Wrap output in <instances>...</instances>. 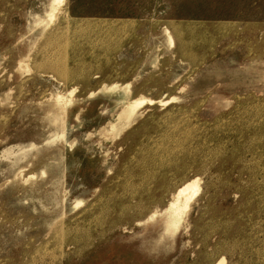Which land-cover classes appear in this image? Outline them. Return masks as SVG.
Listing matches in <instances>:
<instances>
[{
	"label": "rangeland",
	"instance_id": "rangeland-1",
	"mask_svg": "<svg viewBox=\"0 0 264 264\" xmlns=\"http://www.w3.org/2000/svg\"><path fill=\"white\" fill-rule=\"evenodd\" d=\"M58 2L51 11L48 0H0V264H203L206 256V264H264V0ZM187 35L201 64L179 51ZM57 96L72 109L63 141L45 118ZM114 97L142 98L137 111L197 108L158 127L169 139L201 140L198 160L209 154L208 123L228 125L231 172L224 186L215 183L213 209L199 222L224 225L207 247L202 231L187 228L170 252L128 249L141 230L136 210L169 198V183L201 177L188 210L197 217L207 181L177 161L168 169L166 148L150 147L159 134L131 152L126 132L98 142L95 131L120 105ZM218 99L225 112L212 106ZM243 107L248 136L246 120L236 119ZM239 129L243 139L231 135ZM73 200L82 202L71 208Z\"/></svg>",
	"mask_w": 264,
	"mask_h": 264
},
{
	"label": "bare ground",
	"instance_id": "bare-ground-1",
	"mask_svg": "<svg viewBox=\"0 0 264 264\" xmlns=\"http://www.w3.org/2000/svg\"><path fill=\"white\" fill-rule=\"evenodd\" d=\"M58 1L60 2V0H48V8L51 11L53 9L56 10L53 6ZM57 6L56 8H58ZM49 13H48L49 16L52 15ZM48 15L47 17L48 19H50ZM53 17H54V13L51 18L53 19ZM32 19L35 25L42 24V20L39 19L38 17L34 16L32 17ZM179 35L181 36L182 34L179 33ZM188 37H189L188 35L184 37V39L185 38L187 39L186 41L182 43L179 42V51H180V48H183V47L188 49L189 51L187 50L186 51L187 54H184V56L187 57L189 61H192L193 64L195 65L196 63L201 64L202 59H197V52H196L197 48L192 49L191 43L188 42ZM193 43H196V42H193ZM116 88L117 86L115 85L110 86L108 92L114 91ZM110 100L114 103L120 102L119 103L120 105H118L117 110L111 116L113 121L109 122L106 119L107 120L106 124H104L103 127L101 126L98 127L97 130L95 131V133L98 135L97 136L98 142L102 139L105 140L104 138H106L108 134L110 135L111 133H114V136L115 134L118 136V134L122 132H126V135L124 136V143L126 144L129 141H132L131 143H129L130 145H128V147H130L128 151L131 152L133 150L139 149L140 140H141V147H142L143 139L145 138L150 139L149 138L150 135L159 134L160 135L159 140L156 139L155 141H150V147L154 146L153 148H156L158 151H159V148H163L161 151H163L164 148H166V152L164 154L169 155V161H170V163H168L169 165L168 169L169 167H171L170 164L173 165L172 162L177 161L176 165L179 164L183 170L187 168H191L192 170L197 172V174L195 175H198L199 177L201 175L202 179L207 181L206 190L202 193V197H200L203 204L197 210L198 212L197 217L196 216L194 217L193 212H188V210L191 206L190 205L191 200L200 190L199 183H200L201 177L200 179H198L197 177H194L189 180L187 179L182 180L179 182L181 184L178 186L177 185L171 186L172 183H169L168 190L167 192H165V193H168L169 191H171L169 194V198L167 197L166 200H163L161 198V202L155 201V204L150 202L146 210L144 207L140 210H136L134 214L140 215V217H138L137 220H135L134 222H138V225L139 227H141V230L137 231L133 236H131V238L129 239L130 241L128 243V249L139 256L150 257V258H152V256L158 255L164 250H168L170 252L175 247V242H176L178 235H180L182 230H185L187 228L192 229L196 233H198L199 231L200 232L202 231L203 232L202 242L204 246L207 247L208 239L211 238L212 235L217 234L218 227H220L219 229H222L224 225L223 221L215 222L216 224H218L217 227L212 225L213 224L212 223V224L206 225V227L202 229L199 227V222L203 220L200 217V213L202 209H203L201 213L202 216H205V214L208 212L207 211L208 209L210 211L213 209L211 205L213 202L216 201L215 197L212 195L214 194L213 189L215 187V183L220 182L219 184L224 186L231 172L230 167L228 165V162L231 156L228 155L227 148H225L224 141H223L224 137L229 132L228 125L222 122L223 120L216 121L217 123L215 122L208 123V126L206 125L209 128V131L202 139H205L206 137H208L211 139V143L209 144V147H208V151H209L208 156L200 157L199 158V160H201L200 162L196 158V156H199L200 151L203 149V147L198 145L201 140L199 141L193 140L192 136L190 137V134H188V136L185 139L180 140V141L169 139L161 134L162 130L160 127H158L163 120L172 118L176 114H178L182 110L183 105L172 106L168 109H164L163 111L160 110L161 108H158V107H153L151 108L152 110L137 111L138 107L143 102H145V100H142V98L140 99L138 98V100L123 101V99L118 100L117 98L114 97V98H111ZM168 100L172 102L178 99H176V97H171ZM62 101H63V96H57L56 99L54 100L53 105L50 108L45 110V118L48 122V125L53 129L51 131L52 138L60 140V141L66 140L68 138V132L70 131V128L68 126L69 122H68L67 117H69L70 113H72L71 112L72 109L71 107H69L70 105H68L69 103L62 105ZM151 102L153 101L148 100V103H151ZM157 103H162V101H158ZM159 105H164V104H159ZM240 105L242 104H240V102L238 101L237 107H239ZM212 106L215 107L216 109L222 110L223 112L226 111L225 103L222 99H218L217 101H215L212 104ZM190 108H191L190 110L188 111L182 110V112L193 113L194 109L195 111H197V108H193V107H190ZM248 113H249V109H246V107H243L242 114L236 117V119L239 121L238 122L239 125H244L242 124V122L246 120L245 121L247 124L246 136L249 135V124L247 121ZM172 124L173 123L171 122L169 123V125H172ZM59 128H61V131L58 130ZM242 129L241 130L239 129L236 133L234 132V130H232L231 135L234 137H238V138L240 136V138L243 139L245 133ZM109 139H110V136H109ZM186 141H188V143H185ZM174 144H176L179 147L180 149L179 152H175L172 147L170 148V146ZM188 147L196 148L199 154H196L193 151V149L188 148ZM192 159H195L194 160L195 164L193 166L190 164ZM164 160L168 161V157H164ZM156 161H157V164H159L160 161H161L160 163H163L162 162L163 159L161 156L157 157ZM168 169H165V170L168 171ZM161 177L159 179L160 183L164 182L167 179V178L162 179ZM219 199H222V198H219ZM80 202H82V200H73L74 204L72 205L71 208H74L75 206L79 205ZM213 213H216V211H213ZM103 216L104 215L102 214L99 215V219L102 221L104 219ZM185 220H188V221H185ZM129 229L133 230V228H129ZM205 258L206 259L203 258L204 260L201 259L203 261L202 262L203 264H206V260L208 256H206ZM214 262H212L211 264H213ZM223 262H224L223 259L218 258L215 264H223Z\"/></svg>",
	"mask_w": 264,
	"mask_h": 264
}]
</instances>
